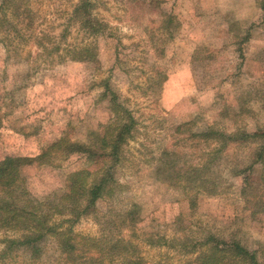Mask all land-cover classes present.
I'll use <instances>...</instances> for the list:
<instances>
[{
  "label": "rangeland",
  "instance_id": "rangeland-1",
  "mask_svg": "<svg viewBox=\"0 0 264 264\" xmlns=\"http://www.w3.org/2000/svg\"><path fill=\"white\" fill-rule=\"evenodd\" d=\"M90 1L94 33L74 17L78 0H0V157L46 150L21 167V196L54 198L69 172L87 166L77 154L47 149L60 137L87 142L109 123L107 81L135 127L121 145L114 195L97 202L101 224L82 216L74 233L128 239L139 264H196L185 242L207 235L237 239L264 259V212L254 203L264 195L255 189L247 202L231 177L254 143L223 151L208 171L210 189L188 188L194 183L183 173L205 162L194 131L264 127V0ZM83 47L92 49L89 60L75 58ZM18 234L0 228V249ZM106 246L83 264H126ZM60 258L48 237L38 260L18 250L0 264Z\"/></svg>",
  "mask_w": 264,
  "mask_h": 264
},
{
  "label": "trees",
  "instance_id": "trees-1",
  "mask_svg": "<svg viewBox=\"0 0 264 264\" xmlns=\"http://www.w3.org/2000/svg\"><path fill=\"white\" fill-rule=\"evenodd\" d=\"M91 8L90 0H78L73 14L81 27L94 33L98 32L94 23L97 26L99 24L96 21L93 23ZM76 53L81 54L75 57L78 60H89L88 58L93 57L90 47L80 48ZM103 88L102 96L108 99L113 113L109 123L101 131L94 133V137L87 142L60 137L48 146L47 151L59 149L65 156L77 154L87 164L83 169L68 173L64 191L60 195L50 199L47 196L45 201L32 202L21 196L24 195L21 192L25 191V186L21 184V181L24 183L20 177L21 167L43 158L46 150L37 156L6 154L0 157V228L19 231L18 235L6 236L1 240L3 245L0 249V260L7 262L13 259L18 250L27 253L30 259L38 260L44 239L50 237L56 241L62 264H83L87 259L102 252L104 245L109 248L110 256L125 254L123 262L139 264L138 256L131 257L133 254L130 250L134 248L128 239L104 238V235L90 238L73 231V225L82 216L93 215L101 224L97 202L114 195V169L120 160L121 145L135 127L131 111L119 102L118 96L107 81L103 83ZM180 127L182 125L178 126ZM194 136L203 143V148H207L203 154L206 158L202 166L192 165L184 170L183 173L187 175L185 181L194 183L188 185V188L195 192L196 189H210V184L215 182L211 180L208 171L223 151L230 144L241 146L254 143L247 160L231 170V177L236 181L239 194L247 202L249 194L255 189L260 190L259 197L264 195V127L253 130L238 128L230 132L206 127L201 131H194L192 137ZM164 155H168V152L165 151ZM160 162L168 169L175 166L174 161L165 156L160 157ZM258 174L259 176L255 177ZM257 201L260 202L254 201L257 204L256 210L264 212V197L261 196ZM261 206L263 208H260ZM135 214L136 210L129 211L132 221L135 220ZM56 215H62L59 221L52 218ZM190 242L185 244L191 245L188 252L196 254V264H264V259H260L255 250L249 249L237 239L207 235L202 240Z\"/></svg>",
  "mask_w": 264,
  "mask_h": 264
}]
</instances>
